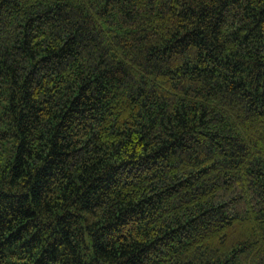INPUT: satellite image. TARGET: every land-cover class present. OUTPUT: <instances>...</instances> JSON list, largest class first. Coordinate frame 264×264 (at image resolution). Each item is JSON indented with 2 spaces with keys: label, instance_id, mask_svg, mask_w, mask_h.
I'll list each match as a JSON object with an SVG mask.
<instances>
[{
  "label": "trees",
  "instance_id": "1",
  "mask_svg": "<svg viewBox=\"0 0 264 264\" xmlns=\"http://www.w3.org/2000/svg\"><path fill=\"white\" fill-rule=\"evenodd\" d=\"M0 264H264V0H0Z\"/></svg>",
  "mask_w": 264,
  "mask_h": 264
}]
</instances>
